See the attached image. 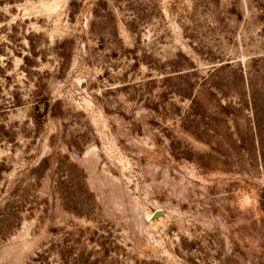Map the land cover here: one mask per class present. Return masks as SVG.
Returning a JSON list of instances; mask_svg holds the SVG:
<instances>
[{
  "label": "rangeland",
  "instance_id": "374dc122",
  "mask_svg": "<svg viewBox=\"0 0 264 264\" xmlns=\"http://www.w3.org/2000/svg\"><path fill=\"white\" fill-rule=\"evenodd\" d=\"M0 264H264V0H0Z\"/></svg>",
  "mask_w": 264,
  "mask_h": 264
},
{
  "label": "water",
  "instance_id": "95a60500",
  "mask_svg": "<svg viewBox=\"0 0 264 264\" xmlns=\"http://www.w3.org/2000/svg\"><path fill=\"white\" fill-rule=\"evenodd\" d=\"M161 215V213L160 212H157L156 214H155V217H159Z\"/></svg>",
  "mask_w": 264,
  "mask_h": 264
}]
</instances>
